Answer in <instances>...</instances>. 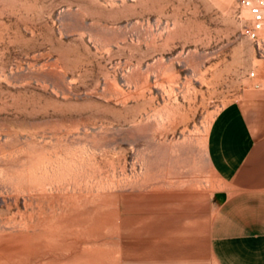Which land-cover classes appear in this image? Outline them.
<instances>
[{
    "label": "rangeland",
    "instance_id": "1",
    "mask_svg": "<svg viewBox=\"0 0 264 264\" xmlns=\"http://www.w3.org/2000/svg\"><path fill=\"white\" fill-rule=\"evenodd\" d=\"M247 25L238 0H0V264H216L207 139L264 75Z\"/></svg>",
    "mask_w": 264,
    "mask_h": 264
},
{
    "label": "crops",
    "instance_id": "2",
    "mask_svg": "<svg viewBox=\"0 0 264 264\" xmlns=\"http://www.w3.org/2000/svg\"><path fill=\"white\" fill-rule=\"evenodd\" d=\"M209 163L224 192L209 238L216 264H264V75L225 105L208 132Z\"/></svg>",
    "mask_w": 264,
    "mask_h": 264
},
{
    "label": "built area",
    "instance_id": "3",
    "mask_svg": "<svg viewBox=\"0 0 264 264\" xmlns=\"http://www.w3.org/2000/svg\"><path fill=\"white\" fill-rule=\"evenodd\" d=\"M238 5L248 14L246 35L259 47L264 43L261 37L264 30V0H238Z\"/></svg>",
    "mask_w": 264,
    "mask_h": 264
}]
</instances>
